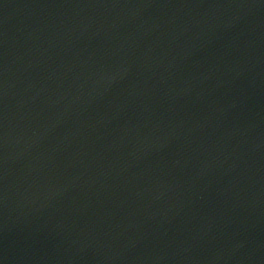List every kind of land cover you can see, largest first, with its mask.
<instances>
[{
    "label": "water",
    "instance_id": "1",
    "mask_svg": "<svg viewBox=\"0 0 264 264\" xmlns=\"http://www.w3.org/2000/svg\"><path fill=\"white\" fill-rule=\"evenodd\" d=\"M0 264H264V0H0Z\"/></svg>",
    "mask_w": 264,
    "mask_h": 264
}]
</instances>
